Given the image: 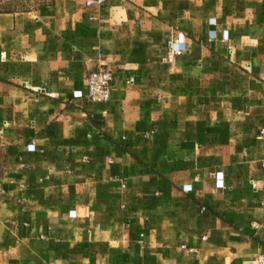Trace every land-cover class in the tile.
<instances>
[{
    "label": "crops",
    "instance_id": "0c3cea01",
    "mask_svg": "<svg viewBox=\"0 0 264 264\" xmlns=\"http://www.w3.org/2000/svg\"><path fill=\"white\" fill-rule=\"evenodd\" d=\"M86 1L0 9V264H256L264 0Z\"/></svg>",
    "mask_w": 264,
    "mask_h": 264
},
{
    "label": "built area",
    "instance_id": "2783aa9c",
    "mask_svg": "<svg viewBox=\"0 0 264 264\" xmlns=\"http://www.w3.org/2000/svg\"><path fill=\"white\" fill-rule=\"evenodd\" d=\"M104 0H87L89 6L100 5ZM209 24L214 25V19L209 20ZM216 36L214 29L209 30V40H212ZM221 39L224 41L229 40V34L227 29L221 31ZM186 51V38L181 31L174 32L166 46V52L162 60L170 63L177 55ZM113 84V74L108 65L102 64L93 69H90L86 74V91L75 90L72 94V99L85 97L89 102L95 104H103L109 100L110 89ZM256 137L264 139V127L257 131ZM28 150H33L34 145L28 144ZM216 187H223V174L218 171L214 173ZM205 236H202L204 239ZM181 248H186L185 245H181ZM196 250V249H193ZM256 264H264V252L260 253L255 258Z\"/></svg>",
    "mask_w": 264,
    "mask_h": 264
},
{
    "label": "rangeland",
    "instance_id": "374dc122",
    "mask_svg": "<svg viewBox=\"0 0 264 264\" xmlns=\"http://www.w3.org/2000/svg\"><path fill=\"white\" fill-rule=\"evenodd\" d=\"M49 0H0V9H29Z\"/></svg>",
    "mask_w": 264,
    "mask_h": 264
}]
</instances>
